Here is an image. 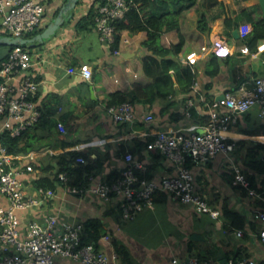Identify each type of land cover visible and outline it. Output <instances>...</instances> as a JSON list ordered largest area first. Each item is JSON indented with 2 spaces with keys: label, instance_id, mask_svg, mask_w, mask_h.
Returning a JSON list of instances; mask_svg holds the SVG:
<instances>
[{
  "label": "crops",
  "instance_id": "crops-1",
  "mask_svg": "<svg viewBox=\"0 0 264 264\" xmlns=\"http://www.w3.org/2000/svg\"><path fill=\"white\" fill-rule=\"evenodd\" d=\"M35 1L45 10L40 32L57 17L67 2ZM99 6L97 0H80L55 36L29 49L45 61L43 66L38 61L39 65L34 68L40 83L36 104L46 103L48 109H55L54 117L65 125L66 133H61L56 127L51 131L38 128L30 132L33 137L37 135L40 138L36 149H42L18 155L22 157L17 162L19 165L32 168V172L25 176L27 185L35 178L48 177V167H58L61 155L75 151L84 152L101 165L99 173L90 175L94 179L91 184L87 181L85 187L106 181L111 175L117 179L125 168L123 155L126 151H130L135 161L143 166V170L136 171L139 177L147 179L149 176L157 180L173 175L176 170L172 163L157 152L148 150L143 140L152 139L159 131L204 126L199 124V120L203 116L207 119L208 105L220 101L217 99L227 94L242 96L245 91L252 90L255 77L264 76V39L251 40L255 23L264 20L260 0H195L191 8L175 15L179 32L162 36L163 43L168 45L177 44L179 36H182L184 44L177 58L182 65L192 66L196 73L191 92L188 95L178 92L168 100H157L152 106L136 105L134 122L115 124L106 110L107 95L126 92L134 83L143 87L151 84L153 80L147 76L142 64L151 52L142 46L147 40L146 32L135 35L122 32L119 56L113 55L111 46L100 40L94 28L78 34L75 30L77 21L91 9L98 14ZM169 12L173 13L174 9L170 8ZM200 22L205 24L204 27H199ZM235 31L237 34L234 35ZM215 42H220L230 54L217 57L212 51ZM245 47L247 53L242 52ZM9 51V47L1 45L0 59L7 57ZM82 65H87L91 71L89 81L79 74ZM189 101L193 103L191 109L197 113L196 119H193L191 109L189 116L186 115ZM147 114L153 116L151 124L143 121ZM61 116H65V120H61ZM2 126L1 118L0 131ZM224 134L226 142L234 145L233 151L196 163L191 171L200 193L213 209L221 211L223 205H228L245 217L243 230L246 235L242 240L226 233L233 229L224 227L226 220L221 214L214 219L180 204L170 195H158L153 207L142 209L127 222L122 219L115 201H104L88 193H68L63 183L55 189L53 197L44 200L46 207L41 211L21 213L22 225L28 219H40L45 213H58L67 222L84 224L90 220L100 221L101 237L108 235L111 240L110 244L101 240V248L107 254L117 253L116 247L127 253L123 259L119 255L122 264H169L173 257L211 259L225 264L229 262L226 253L237 249L264 264L260 243L250 237V234L264 228V224L254 219L258 205L243 189L233 185L234 171L231 169L236 165L242 171L247 151L258 143L264 144L261 107L255 106L238 115ZM110 179L112 182L116 180ZM259 182L264 185V176L255 177V186ZM31 191L29 189V193ZM6 206V200L0 196V207ZM56 264L72 263L57 261Z\"/></svg>",
  "mask_w": 264,
  "mask_h": 264
},
{
  "label": "built area",
  "instance_id": "built-area-1",
  "mask_svg": "<svg viewBox=\"0 0 264 264\" xmlns=\"http://www.w3.org/2000/svg\"><path fill=\"white\" fill-rule=\"evenodd\" d=\"M133 0H105L98 7L94 30L100 40L108 45L114 42L116 28L113 20L121 19ZM44 6L35 0H0L1 28L4 34L13 37H24L29 33L41 30ZM2 33V32H1ZM113 55L119 56L118 49L112 50ZM212 51L217 57H227L230 53L220 42H215ZM242 52L247 53L245 47ZM38 61L43 66L45 62L26 49L13 47L6 59L0 60V118L3 119L2 131L10 130L13 137L22 131L34 127L40 120L35 99L39 81L34 68ZM79 74L86 80L91 79V71L87 65H82ZM193 103H187L186 115ZM260 106L264 114V76L255 77L252 90L236 97L227 94L220 100L208 105L207 123L182 130L159 131L147 142L146 148L155 151L169 160L176 170L173 175H165L157 180L143 179L136 173L143 170V166L135 161L130 151L123 155L125 168L118 174V178L108 183L96 182L94 186L78 187L69 183L66 173L59 174V180L65 185L66 192L73 194H92L104 201H115V206L124 221H131L137 213L145 208L153 207L158 195H170L185 206H190L196 212L207 214L217 219L220 211L213 209L200 193L196 179L191 169L186 165L188 160L194 164H201L214 159L220 154L228 155L234 145L226 142L225 134L230 124H234L238 115ZM113 123H132L135 119L134 105L124 102L107 110ZM145 124H151L153 116H144ZM58 130L65 134L66 127L58 122ZM197 128L199 131H197ZM1 132V131H0ZM144 136H148L145 134ZM21 156L7 153L0 144V196L6 202V207H0V264H56L64 261L72 264H122L116 252L107 254L99 245L83 244L84 224L82 222H67L58 213H45L40 219H28L25 225L21 222V213L41 211L46 207L45 201L55 195V190L33 188L31 182L27 185L25 176L32 172V168L19 165ZM86 164L80 157L76 161ZM234 171V186H239L252 199L260 210L254 213V219L264 224V185L251 187L250 181L236 165ZM94 177H89L90 184ZM29 189L32 190L29 193ZM261 204L263 205L261 207ZM228 235L242 240L245 230H229ZM251 238L258 240L264 253V228ZM102 242L111 243L108 235L101 237ZM100 240V241H101ZM169 264H222L196 257H173ZM225 264H233L232 261ZM237 264H260L251 258L237 261Z\"/></svg>",
  "mask_w": 264,
  "mask_h": 264
},
{
  "label": "trees",
  "instance_id": "trees-1",
  "mask_svg": "<svg viewBox=\"0 0 264 264\" xmlns=\"http://www.w3.org/2000/svg\"><path fill=\"white\" fill-rule=\"evenodd\" d=\"M97 2L102 5L105 0H97ZM194 4L195 0H133L129 3V8L124 13L123 18L112 21V24L116 28L114 42L110 45L112 50L118 49L122 32L127 31L130 35L146 32L147 40L142 43V46L151 52V56L145 58L142 64L145 73L153 82L144 87L138 83H134L126 92L117 91L108 94L105 101L106 110L124 102H129L134 106H152L157 100H168V98L177 95L178 92L183 95H188L191 92L192 86L196 80V73L192 66L182 65L177 58L184 44L182 36H179L180 41L177 44L171 45L163 43L162 36L169 32L178 33L179 29L178 23L175 20V15L177 16L182 11L188 10ZM178 5L181 6L176 9ZM170 8L174 9L173 13L169 12ZM96 16L97 11L95 12L91 9L89 14L77 21L75 25L76 32L78 34L90 32L95 27ZM204 25L203 22H200L199 27H204ZM40 31L29 33L24 35V37L31 38ZM260 39H264V20L255 23L254 30L251 34L252 41ZM12 48L13 47H9L10 50ZM4 59H6V57L0 60ZM37 96L38 94L33 100L34 102L38 101ZM185 100L186 99H184L183 102ZM37 107L41 113V117L34 127L22 131L20 135L16 137L11 136L10 130L8 129L0 132V144L5 147L7 153L11 155H21L42 149H36V142H38L40 138L37 137V135L33 137L30 135V132L38 130V128L47 129V131L53 130V127L57 128L58 122L54 117L55 112H53L55 109H48L46 103H41V105H37ZM191 114L193 119L198 117L194 109H191ZM64 117L65 116H61L60 119L65 120ZM205 117L206 116L200 117L199 121L201 122L198 121L200 125H205L207 123ZM148 141V138L143 140L145 147ZM80 157L87 163L76 164V160ZM59 159L57 164L58 167H48V177L35 178L31 181L33 188L54 191L58 185L62 183L58 179L61 173H66L68 175L70 184L83 187L86 185L87 177L92 174H98L101 167V165L96 162L97 160H91L89 156L82 151L65 153L61 155ZM88 162L94 164H88ZM186 165L191 169L195 164L188 160ZM242 172L250 181L251 187H256L254 184L255 177L264 176V144L258 143L254 145L253 149L247 151L246 163L244 167H242ZM110 178L116 179L114 175H111ZM110 178H108L106 182H112ZM150 178L149 176L147 177V179ZM244 194L246 193H243V195ZM262 206L261 204V207ZM260 209L261 208H258L257 210ZM220 214L226 220L224 225L225 228L234 230L245 229V217H242L240 213L230 209L228 205L222 206ZM101 228L100 221L90 220L84 222L83 244L91 243L98 247L101 240ZM116 251L122 259L127 257V253H124L118 247H116ZM226 256L229 258L228 261L231 260L233 264H237V261L243 257L249 258L245 252L242 254L241 249L227 252Z\"/></svg>",
  "mask_w": 264,
  "mask_h": 264
},
{
  "label": "water",
  "instance_id": "water-1",
  "mask_svg": "<svg viewBox=\"0 0 264 264\" xmlns=\"http://www.w3.org/2000/svg\"><path fill=\"white\" fill-rule=\"evenodd\" d=\"M80 0H67L66 4L62 8V10L59 12L57 17H55L52 22L44 28V30L35 36L31 38H25V37H13L10 35H4L0 33V45L7 46V47H16V46H22L26 48H32L37 44H42L45 41L50 40L59 28L63 25L65 22V18L70 14V12L75 9V7L78 5ZM261 7L263 9L264 13V0H260ZM237 34V31L234 32V35ZM123 57H127L125 53L123 54ZM224 96H221L220 99H223Z\"/></svg>",
  "mask_w": 264,
  "mask_h": 264
},
{
  "label": "rangeland",
  "instance_id": "rangeland-1",
  "mask_svg": "<svg viewBox=\"0 0 264 264\" xmlns=\"http://www.w3.org/2000/svg\"><path fill=\"white\" fill-rule=\"evenodd\" d=\"M0 32L2 33H5V31H3V29L0 27ZM28 51H30L29 49H32V48H26Z\"/></svg>",
  "mask_w": 264,
  "mask_h": 264
}]
</instances>
